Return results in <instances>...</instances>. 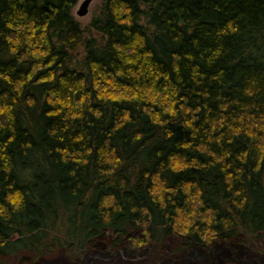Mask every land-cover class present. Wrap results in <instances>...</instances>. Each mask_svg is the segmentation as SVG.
<instances>
[{
	"label": "trees",
	"instance_id": "16d2710c",
	"mask_svg": "<svg viewBox=\"0 0 264 264\" xmlns=\"http://www.w3.org/2000/svg\"><path fill=\"white\" fill-rule=\"evenodd\" d=\"M77 1L0 0V264H245L211 248L264 239V0Z\"/></svg>",
	"mask_w": 264,
	"mask_h": 264
},
{
	"label": "rangeland",
	"instance_id": "374dc122",
	"mask_svg": "<svg viewBox=\"0 0 264 264\" xmlns=\"http://www.w3.org/2000/svg\"><path fill=\"white\" fill-rule=\"evenodd\" d=\"M78 0L76 4L72 7L71 13L73 17L79 21L82 27H85L90 18L95 11L100 0H91L88 8V13L84 16H78L76 14L80 2ZM82 49L77 50V55L81 54ZM174 239L173 237H167L160 244L150 243L143 249H136L130 247H124L122 254L117 256L115 252L109 251L104 245L99 246L101 248L100 252L108 253V256L96 257V258H82L80 261L82 264H185L187 261V256L190 255L183 253H176L174 249ZM42 249V250H41ZM40 250L46 254L44 259L38 261L37 264H50L52 261L59 260L58 262L64 264H81L75 260H70V257H66L61 253H47V251L41 248ZM211 249L213 251H225L230 252L231 259L235 261H243L245 264H264V239H250L242 236H238L226 243L218 242ZM211 253V252H210ZM91 259V260H90ZM71 261V262H69ZM92 261V262H89ZM226 264H237V262L229 261L224 259ZM248 261V263H247ZM12 264H17L13 262ZM28 264V263H19ZM244 264V263H242Z\"/></svg>",
	"mask_w": 264,
	"mask_h": 264
},
{
	"label": "water",
	"instance_id": "95a60500",
	"mask_svg": "<svg viewBox=\"0 0 264 264\" xmlns=\"http://www.w3.org/2000/svg\"><path fill=\"white\" fill-rule=\"evenodd\" d=\"M91 0H82L80 2L79 8L76 12L78 16H84L88 13V8Z\"/></svg>",
	"mask_w": 264,
	"mask_h": 264
}]
</instances>
